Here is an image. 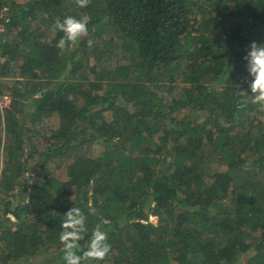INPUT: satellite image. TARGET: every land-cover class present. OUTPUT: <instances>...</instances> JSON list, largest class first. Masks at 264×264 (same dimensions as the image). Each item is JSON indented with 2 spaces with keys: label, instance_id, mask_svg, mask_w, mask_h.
Returning a JSON list of instances; mask_svg holds the SVG:
<instances>
[{
  "label": "trees",
  "instance_id": "obj_1",
  "mask_svg": "<svg viewBox=\"0 0 264 264\" xmlns=\"http://www.w3.org/2000/svg\"><path fill=\"white\" fill-rule=\"evenodd\" d=\"M69 15L89 34L61 50ZM3 18L0 264H64L73 206L82 248L108 233L92 264H264V113L241 95L264 0H0Z\"/></svg>",
  "mask_w": 264,
  "mask_h": 264
},
{
  "label": "clouds",
  "instance_id": "obj_2",
  "mask_svg": "<svg viewBox=\"0 0 264 264\" xmlns=\"http://www.w3.org/2000/svg\"><path fill=\"white\" fill-rule=\"evenodd\" d=\"M75 3L79 8H86L90 0H75ZM90 19L88 16L76 18L71 15L62 20L57 18L53 23V31H59L63 35L56 47L61 50L75 49L81 38L88 36ZM87 43L89 46L92 45L90 39ZM244 59L250 79L247 81L248 91H241V95L247 96L251 93L250 102L257 107L259 112L264 113V44L258 45L252 42ZM90 213L94 214V209H90ZM63 216L58 239L63 246L64 264H92L93 261L105 260L112 251L108 243V233L102 230L99 224L96 225L91 231L87 247L82 248L80 241L84 239L83 234L88 232L87 216L78 206L69 208Z\"/></svg>",
  "mask_w": 264,
  "mask_h": 264
},
{
  "label": "rangeland",
  "instance_id": "obj_3",
  "mask_svg": "<svg viewBox=\"0 0 264 264\" xmlns=\"http://www.w3.org/2000/svg\"><path fill=\"white\" fill-rule=\"evenodd\" d=\"M9 81H11V80H9ZM8 101H9L8 97H4V100L3 99L0 100V106H2V105L4 106V104H6ZM34 141H35V143L37 142V140H34ZM27 150H28V148H27ZM38 164H39V161L32 160L31 167H34V166L36 167ZM30 175L32 176V174H30ZM151 219L154 220V217H152ZM39 258L40 257H35V259L32 260V263H28V264H40L39 263Z\"/></svg>",
  "mask_w": 264,
  "mask_h": 264
},
{
  "label": "built area",
  "instance_id": "obj_4",
  "mask_svg": "<svg viewBox=\"0 0 264 264\" xmlns=\"http://www.w3.org/2000/svg\"><path fill=\"white\" fill-rule=\"evenodd\" d=\"M8 21L7 18L0 19V32L3 30V24Z\"/></svg>",
  "mask_w": 264,
  "mask_h": 264
}]
</instances>
